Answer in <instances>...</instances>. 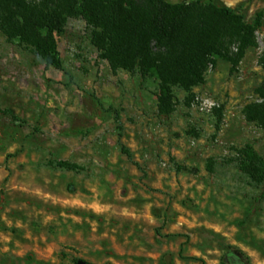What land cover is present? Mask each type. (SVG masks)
Listing matches in <instances>:
<instances>
[{
  "label": "rangeland",
  "instance_id": "1",
  "mask_svg": "<svg viewBox=\"0 0 264 264\" xmlns=\"http://www.w3.org/2000/svg\"><path fill=\"white\" fill-rule=\"evenodd\" d=\"M89 37L67 20L58 70L0 31V264H264V182L237 162L245 144L264 157L244 113L264 95V21L235 68L174 87L168 115L156 77L112 73Z\"/></svg>",
  "mask_w": 264,
  "mask_h": 264
},
{
  "label": "trees",
  "instance_id": "2",
  "mask_svg": "<svg viewBox=\"0 0 264 264\" xmlns=\"http://www.w3.org/2000/svg\"><path fill=\"white\" fill-rule=\"evenodd\" d=\"M251 0L230 7L216 0H0V31L8 41L30 47L45 69L62 68L56 35L69 18L82 19L90 29V43L107 61L112 73L124 70L158 80L157 110L168 115L176 107L174 87L190 92L204 82L208 68L223 58L235 68L255 44L264 11L246 21ZM235 47V50L231 49ZM264 68V54L261 57ZM248 121L264 129V95L244 108ZM128 157L130 153L122 148ZM240 171L254 184L264 182V157L250 144L237 151ZM60 167L75 165L60 161ZM212 170V166H209ZM264 194L254 198L259 204Z\"/></svg>",
  "mask_w": 264,
  "mask_h": 264
}]
</instances>
